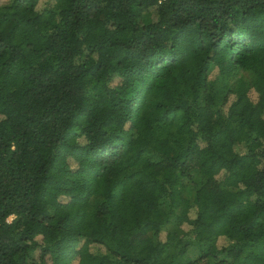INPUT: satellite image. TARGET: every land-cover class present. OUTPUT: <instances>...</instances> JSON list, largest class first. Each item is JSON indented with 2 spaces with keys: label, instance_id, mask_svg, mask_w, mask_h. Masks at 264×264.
<instances>
[{
  "label": "trees",
  "instance_id": "16d2710c",
  "mask_svg": "<svg viewBox=\"0 0 264 264\" xmlns=\"http://www.w3.org/2000/svg\"><path fill=\"white\" fill-rule=\"evenodd\" d=\"M0 5V264H264V0Z\"/></svg>",
  "mask_w": 264,
  "mask_h": 264
},
{
  "label": "rangeland",
  "instance_id": "374dc122",
  "mask_svg": "<svg viewBox=\"0 0 264 264\" xmlns=\"http://www.w3.org/2000/svg\"><path fill=\"white\" fill-rule=\"evenodd\" d=\"M12 0H0V5L10 3ZM47 0H41L40 8H42Z\"/></svg>",
  "mask_w": 264,
  "mask_h": 264
}]
</instances>
